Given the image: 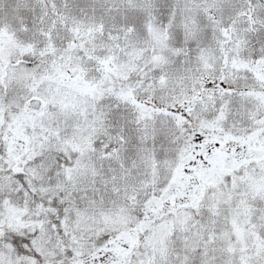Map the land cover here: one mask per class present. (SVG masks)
<instances>
[{
  "label": "snow or ice",
  "instance_id": "obj_1",
  "mask_svg": "<svg viewBox=\"0 0 264 264\" xmlns=\"http://www.w3.org/2000/svg\"><path fill=\"white\" fill-rule=\"evenodd\" d=\"M0 264H264V0H0Z\"/></svg>",
  "mask_w": 264,
  "mask_h": 264
}]
</instances>
